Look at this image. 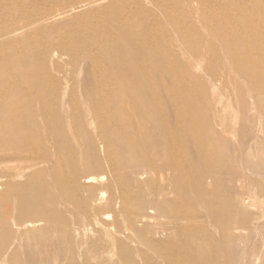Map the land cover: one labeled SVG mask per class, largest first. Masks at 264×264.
Listing matches in <instances>:
<instances>
[{
    "label": "rangeland",
    "instance_id": "obj_1",
    "mask_svg": "<svg viewBox=\"0 0 264 264\" xmlns=\"http://www.w3.org/2000/svg\"><path fill=\"white\" fill-rule=\"evenodd\" d=\"M33 1L39 6L48 5L50 11H55L61 4L67 6L72 1L84 0H0V29L41 15L38 11L33 14L27 11ZM106 1L87 12L74 14L75 10L71 12L74 15L59 19L61 21L23 31L12 38L22 40V44L9 45L7 39L1 40V78H20L15 62L20 56L24 69L40 64L42 71H57L60 65H65L64 68L73 74L72 77L69 75L65 86L58 80L46 82V96H31L25 85H20V90L16 91H11L12 84L0 85V93L5 95L1 101L17 105L21 100L24 107H31L46 118L65 123L72 122L76 117V110H72L76 106L86 108L83 120L106 110L111 114V125H107L110 126L108 128L101 126L99 131L113 133L109 140L114 142L119 137H125L132 145L143 144V147L130 150L116 143L115 146L119 147L110 150L118 162L113 164V161L110 165L116 173L114 184H109L108 189L101 192L100 202L106 210L99 212L100 222L95 219L96 215L89 210L84 211L83 207L78 211L71 208L70 217L74 220L71 223L61 221L63 224H59L58 213L54 218H45L44 223L56 226L60 236L73 237L84 228L85 235L89 237L87 242L84 235H79V245L66 247L63 251L59 247L60 241L53 240L48 252L46 242L39 237L41 231L37 230L26 233L24 237L22 244L26 253L18 249L6 253L18 255L14 264H46L50 256L55 259L53 264H264V209L260 205L261 199L257 198L260 192L257 181L260 178L250 176L254 183L249 195L254 202L243 206L237 205L235 183L228 175L214 169L205 168L208 174L218 178V183H206L202 190L198 185L196 169L201 164L197 158L222 157L225 150H229V144L215 150L209 143L211 138L206 136L203 140L207 145L199 149L188 137L196 133L203 123L210 128L211 119L220 123L213 126L215 135L236 141L242 137L240 132L229 135L224 130L230 120L264 118V85H249L250 78L256 75L261 78L264 72V36L240 27L242 23L264 26V18L249 22L233 16L232 22L240 32L230 36L225 44L219 42L218 36L191 38L184 42L177 39L176 29L167 20L177 13L181 0ZM206 1L205 10L209 5L225 2ZM81 8L82 11L87 7ZM126 26L132 28L137 37V52L126 63L141 68L137 75H126V68L119 71L111 67L110 61L121 57L116 51L107 50L108 40L115 42L118 27ZM219 27L218 22L211 21L207 28L216 31ZM205 30L200 24L187 22L181 32L189 35L190 32ZM243 46L246 49L255 48L251 57L244 56ZM152 49L155 51L150 52ZM234 58L240 61L235 62ZM249 67L254 70L253 75L244 76L240 69ZM230 69L233 71L230 72ZM94 70L105 72L104 78L98 76L97 79L102 86L105 85L101 87L109 96L107 105L100 98L88 97L87 92L93 94L98 87L97 79L93 82L88 80ZM116 74L122 82L118 85L111 80ZM40 76L46 77L47 74ZM230 77L236 81V88L226 81ZM146 84L147 88H153L156 96L144 94ZM63 93L66 97L64 101H59L58 95ZM84 93H87L86 96ZM128 93L137 94L148 109L137 112L136 98L131 100ZM151 104L156 107L151 108ZM17 109L13 107L14 111ZM164 123L165 132L161 130ZM79 126L83 127V124ZM129 127L133 131H129ZM143 135H148L150 147L145 146ZM63 156L72 157L73 154L66 150ZM60 160L62 167L66 168V159L61 157ZM233 165L239 168L238 163L233 162ZM139 169L141 172L137 171ZM12 171L16 173L17 168H12ZM0 180V217L3 221L11 218L8 207L21 204L37 207L43 206L46 201L51 204L52 198L46 196L40 200L24 199L20 192L28 189V181L22 184L17 182L18 178L11 180L10 177ZM244 189L248 191V184H244ZM213 191L222 195L214 199ZM57 194L53 190L50 196L61 200L54 207V211L61 214L64 205L71 206L73 203ZM154 202L163 203L158 215L150 212L141 217L135 230L125 227L129 217ZM198 212L202 215L198 216ZM78 219L83 224L78 223ZM0 232L10 233L1 229ZM250 252H255L256 260H246ZM6 253H0V264H8L4 258Z\"/></svg>",
    "mask_w": 264,
    "mask_h": 264
},
{
    "label": "bare ground",
    "instance_id": "obj_2",
    "mask_svg": "<svg viewBox=\"0 0 264 264\" xmlns=\"http://www.w3.org/2000/svg\"><path fill=\"white\" fill-rule=\"evenodd\" d=\"M105 1L106 0H84L83 2H71L70 0L71 4L67 6L61 4V6L63 5L64 7L60 6V8L55 11H50L51 9L48 5L46 7L39 6L36 1H33L30 5V9L27 11L32 12V14L38 11L41 15L30 17L31 19L28 18L27 21H19L15 26L12 25L2 30L0 29V41L7 39V44L9 45L22 44V40L12 38H16L18 34L23 31L46 27L56 23V20L64 19L76 13L87 12L86 10H90ZM206 2V0H181V3L178 4L177 13L167 18V20L171 22L170 25H172V28L176 29L175 33L177 39L180 38L181 41L187 42L191 38L204 39L210 36H218L219 42L225 44L229 41L230 36H236L240 32L239 28L232 22L233 16H238L242 20L244 19L249 22L264 18L263 0H225V2H221L220 5H209L208 10L204 9L208 5ZM81 6H86L87 8L81 11ZM187 10L190 11L187 12ZM73 11L75 12L71 15ZM211 21H216L220 24V27L216 31L212 28H207ZM187 22L200 24L206 30L200 33L190 32L189 35H183L185 32H181V29ZM240 27H243L242 29L244 31L250 33L255 32L258 35L264 36V26H251L242 23ZM131 29L132 28L128 26L118 27V34H116L115 42L109 39L107 50L110 51V49H112V53L116 51V54L121 57L119 60L110 61L111 67H116L119 71L126 68V75L128 73L130 75H137L141 68L137 65L135 66V64H126L130 56L137 52V37L133 34L134 32ZM243 48L245 49L244 56L247 58L251 57L255 48L250 47L246 49V46H243ZM153 51L155 50L152 49L150 52ZM20 58L21 56L17 57L15 61L17 62L20 78L18 76L17 78H14V76L8 78L0 77V85L6 86L12 84L11 91L20 90L19 86L25 85L28 87L31 96H46L48 94L46 82L58 80L61 83L63 82L65 86L67 81H69V75H71V77L73 75L64 68L65 65H60L61 68L57 71H42L43 68L40 64H32L30 67L24 69L22 68L24 65L21 64ZM234 61L238 62L240 60L234 58ZM91 63H93V59ZM129 66L131 67L129 68ZM101 71L98 70V72H95L94 70L93 75L91 74L88 80L93 82L98 76L104 78L105 72ZM232 71L233 69H230V72ZM240 72L243 73L244 76H251L254 70L249 67L244 70L240 69ZM44 73L47 74L46 77H41L42 75L39 77L40 74ZM97 73H99V75H97ZM116 75L117 76H113L111 80H115L118 85L122 82L119 74ZM13 79L15 81H12ZM226 81L230 83V85L233 84L235 88L237 87L236 81L232 80L231 77L226 78ZM96 83L98 87H96L93 94L92 92H87L88 97L100 98L105 105H107L109 96H107L102 88L105 85L102 86L100 82H98V79ZM258 84L264 85V72L261 73V78H259L258 75L254 78H250L249 85L256 86ZM144 94H149L151 97L156 96V92H154L152 87L147 88V84L145 85ZM139 95L142 96V94ZM128 96L129 98L131 97L133 101L136 98V104L138 105L136 108L137 112H144L148 109L141 103V99L137 94L128 93ZM1 97L4 99L3 97H5V95L0 93V101ZM65 97L66 95L64 93L59 94L58 100L64 101ZM13 107L18 109L14 111ZM155 107L156 106L151 104V108L154 109ZM72 110H76V117L73 118L72 122L65 123L59 119L46 118L38 110H34L31 107H29V109L28 107H24L21 100L17 105L0 102V179L2 177H10L11 180H16V178H18L17 182L21 181L22 184L28 181V189L20 192L24 199L40 200L45 196L52 198L51 204L46 201L43 206L33 207L29 204H21L14 208H7V212L10 214L11 218L3 221L0 217V229L7 232L10 231V233L0 232V253L2 254L7 251L11 253L14 249H18V251L23 252V254L26 253V248L22 244L24 237L27 236L26 233L37 230L41 231L39 237L46 242L48 252L50 251L53 240L60 241L61 244L59 247L62 248L63 251L66 250V247H77L80 243L79 235H84L87 242L89 237L85 235L84 228L80 229L79 234L76 236H60L57 233L56 226H52V223H44L45 218H54L55 213H58L56 217H58L59 224H63L61 221L71 223L74 221L70 217L72 216L71 208L73 207V210L78 211L83 207L84 211L89 210L93 215H96L95 219L100 222L99 212L101 210H106V207L100 202L102 197L101 192L107 190L109 184H114L113 178L116 173L113 171L114 169L110 168V165H112L113 161V164L118 162V158H115L113 154L110 153V150H112V148H118L119 146L126 147L130 150H140L143 147V144L137 146L132 145L125 137H119L117 140L115 139L116 141L114 142L109 140L110 138L112 139L110 136H112L113 133L110 134V131L109 133L99 131V128L101 129L104 125H106V128L110 127H107V125H111V114L106 110L86 120H83L86 108L76 106ZM210 121V128L204 126L203 123L196 130V133L193 132L189 134V141H194L199 149H201L205 144L207 145L203 140L204 137L209 136L211 138L209 143L215 150L227 144H229V150L226 149L222 157L214 155L212 158H197L198 162L201 164L196 169L199 177L198 185L203 190L206 183H218V178L215 175L208 174L207 168L214 169L220 174H226L230 181L235 183V190L238 193V199L236 200L237 205L243 206L254 202L252 196L249 195L251 186H253L254 183V179L250 178V176L256 175L260 178V180L257 181L260 186V192H258L257 198L261 199H259L261 202L260 205L262 209H264V118L230 120L228 124L224 126V130L229 135L240 132L242 137L236 141L232 139L228 140L225 136L215 135L213 133V126H218L220 123H215V121L212 122L211 119ZM79 124H83V127L79 126ZM161 130L165 132V123L161 125ZM129 131H133V128L129 127ZM142 138L145 141V146L150 147L149 142H147L148 135H143ZM186 139L187 138H185V140ZM116 143H119V146H115ZM231 147L232 149L230 152ZM66 150H68L70 154H73V156H63L66 154ZM248 155L252 157H248ZM61 157H63L64 160L66 159V168L62 167ZM233 162L238 163L239 168H236ZM14 167L17 168L16 173L12 171ZM137 171L141 172V169ZM83 180L84 183L82 182ZM244 184H248V191L244 189ZM53 190L58 192V197L73 203L71 206L64 205L61 214L59 211H54V207L58 206L61 200L54 198V196H50ZM108 195L109 193H107L106 197ZM221 195V192L213 191L212 198L216 199ZM1 202L2 200L0 199V207L2 204ZM150 206L139 209L135 213V216L129 217L125 227L132 230L137 229L141 217L149 215L150 212L152 215H154V213L158 215L163 207V203L154 202ZM151 209L153 212L150 211ZM0 210H2V208ZM68 213L70 215H68ZM197 214L198 216L202 215L201 212ZM30 218H33V220L31 221ZM218 219L217 216L216 220ZM76 221L83 224L80 219ZM201 227L202 225H200V229H202ZM10 253H6L4 258L7 261L6 263L14 264L18 259V255L14 256ZM201 255L202 254L199 256ZM53 259L54 257L50 256V258L46 260V264H53L55 262ZM256 259L255 252H250L246 260L253 261Z\"/></svg>",
    "mask_w": 264,
    "mask_h": 264
}]
</instances>
